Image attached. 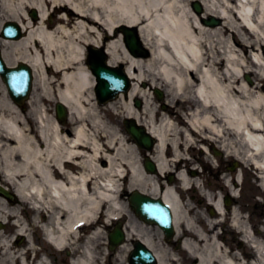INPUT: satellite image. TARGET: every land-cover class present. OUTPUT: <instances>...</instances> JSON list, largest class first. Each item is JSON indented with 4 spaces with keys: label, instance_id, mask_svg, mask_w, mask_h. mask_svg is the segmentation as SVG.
Returning a JSON list of instances; mask_svg holds the SVG:
<instances>
[{
    "label": "bare ground",
    "instance_id": "6f19581e",
    "mask_svg": "<svg viewBox=\"0 0 264 264\" xmlns=\"http://www.w3.org/2000/svg\"><path fill=\"white\" fill-rule=\"evenodd\" d=\"M193 1L0 0L2 18L18 21L26 30L21 39L3 45L10 49L4 50L7 63L31 65L38 84L27 113L20 111L0 84V184L21 200L38 201L46 220L42 229L58 248L76 255L75 264H100L103 259V230L93 231L84 245L79 236V222L94 224L101 210L107 222L119 214L126 217L128 238L144 239L154 248L159 264H179L180 250L155 248L148 226L125 212L119 193L122 179L128 180L129 189L157 194L160 187L173 207L179 236L181 230L188 236L186 252L198 264H264L260 230L254 233L246 220L238 221L240 207H232L231 214L245 241L257 251L251 263L237 251L232 255L225 251L211 233V217L204 212L209 228L197 227L193 202H176L170 183L162 184L159 172L144 170L137 144L119 128L120 117L134 118L157 138L154 158L161 172L174 164L166 150L173 151L172 161L180 165L184 149L202 148L204 153L213 147L236 157L237 164L254 165L264 183V0H198L204 7L202 15L194 10ZM51 7L57 12L56 21H48L54 18ZM31 10L38 12V20L29 15ZM205 16L217 17L221 23L208 25L203 22ZM123 24L140 26L139 34L152 50L148 58L133 55L121 37L113 38L117 34L111 32ZM111 37L101 44L103 38ZM87 46H105L112 65L127 64L133 80L128 93L104 106L97 101ZM248 72H254V77ZM143 82L151 90L163 88L166 99L161 111ZM134 98L144 99L142 108L133 105ZM53 101L68 107V123L51 113L48 102ZM104 110L112 114V120ZM32 116L39 118L38 129L29 124ZM67 161L74 162L70 165L74 173L64 169ZM178 178L180 187L198 182L190 169L180 170ZM207 194L225 212L221 195ZM19 208L1 194L0 221L14 220L16 238L29 236ZM128 238L118 250L120 264H126L124 253L131 250ZM27 246L0 230V264H31L27 258L35 250L31 239ZM48 262L43 258L37 264Z\"/></svg>",
    "mask_w": 264,
    "mask_h": 264
},
{
    "label": "rangeland",
    "instance_id": "374dc122",
    "mask_svg": "<svg viewBox=\"0 0 264 264\" xmlns=\"http://www.w3.org/2000/svg\"><path fill=\"white\" fill-rule=\"evenodd\" d=\"M0 12H1V8H0ZM2 19V20H1ZM0 20H1V22L4 20V18H0ZM9 51V50H8ZM249 74H250V76L251 77H254V72H253V74H252V72H248ZM247 73V74H248ZM245 78H246V76H245ZM1 81V80H0ZM1 84V83H0ZM37 86H38V84H36L35 83V88H37ZM35 90V89H34ZM34 92V91H33ZM54 101L52 102V103H50V108H51V112H53V110H52V108H54ZM120 124V126H123V121H122V119H120V122H119ZM122 128V127H121ZM122 130L124 131V132H126L125 131V129L124 128H122ZM195 153H197L198 155H200V156H202V154H201V152H200V150L199 149H195V151H194ZM220 152H212L211 153V155H214L213 157H212V159H215V156L216 157H218V154H219ZM220 157L221 158H226L225 159V162H226V164L227 165H224L223 167V171L222 172H224L225 173V170H227L229 173H227V174H225V177H230L231 176V174L232 173H234L235 175V177H239V178H242V175H244V179H243V182H242V187H246V185H248L249 187H251L252 189H254V190H258V184H257V182H258V179H257V174H258V170L254 167V166H252V165H250V164H246V167H244V166H241V167H243V171H241V167L240 166H236L235 168H233V166H234V164L232 163V162H238V159L236 158V157H233V156H228L226 153H223V152H221L220 153ZM219 158V157H218ZM211 159V168H213V167H218L219 165H215V166H213V164L214 163H216L215 161H213ZM208 160V159H207ZM240 162V161H239ZM207 163H209V162H207ZM210 164V163H209ZM239 165H241V163H239ZM222 166V165H221ZM238 167V169H236ZM229 168V169H228ZM237 170V171H236ZM231 171V172H230ZM240 172V173H239ZM242 172H244V174L242 173ZM242 174V175H241ZM220 181L218 182V181H216V180H213V183H212V186L216 189L215 191L217 192V193H221L222 191H220L219 190V188H218V185H220V182H221V179H219ZM211 181H212V179H211ZM240 187V184H239V186H238V188ZM245 190V189H244ZM127 204V203H126ZM14 205H17L18 207L20 206V217L22 218V220L24 221L26 218V211L24 212V214H22L23 212H22V210L25 208V207H27V208H29V206L26 204V203H23L22 205L20 204V203H17V204H15L14 203ZM31 212V211H30ZM130 212H131V214L132 215H135L134 213H133V211L130 209ZM32 213H30V215H31ZM35 219H37L38 221H40L41 222V219L40 218H37V217H35ZM43 222V221H42ZM6 232H5V234H6V236H10L11 238H15V234H16V228H14V226H12L10 223L9 224H7L6 225V228L4 229ZM105 236H106V238H105V240L107 241V233L105 232V234H104ZM32 237L34 238L35 237V240H37V239H40V241L42 240V232L39 230L36 234H32ZM23 245H25V243L23 244ZM48 252H49V247H48ZM113 261V263H114V259L112 260ZM54 264H67V263H64V262H62V257H60V259H59V261H57V263H54ZM188 264V263H187Z\"/></svg>",
    "mask_w": 264,
    "mask_h": 264
},
{
    "label": "flooded vegetation",
    "instance_id": "af4514ba",
    "mask_svg": "<svg viewBox=\"0 0 264 264\" xmlns=\"http://www.w3.org/2000/svg\"><path fill=\"white\" fill-rule=\"evenodd\" d=\"M259 200L257 202H248V201H253L250 199H245L241 200L240 204L241 207H243L244 210L248 211V221L252 222L250 223L253 228L256 230H260L259 232V238L261 241H264V192L260 191L259 192ZM249 208L251 209V212L249 211ZM220 213L216 211H212L211 209V220L214 221L215 223L217 221H221L222 217H219ZM224 216L223 221L225 222H220V223H212V226L215 227V229L222 228L225 232L230 229V224H231V208H227V212ZM230 233L235 234L231 230H229ZM226 243H235L239 245V240L237 238L231 237L230 239H224ZM243 257L245 260L249 263L253 262L255 258L257 257L256 254L253 253L252 250L244 249V255Z\"/></svg>",
    "mask_w": 264,
    "mask_h": 264
},
{
    "label": "water",
    "instance_id": "95a60500",
    "mask_svg": "<svg viewBox=\"0 0 264 264\" xmlns=\"http://www.w3.org/2000/svg\"><path fill=\"white\" fill-rule=\"evenodd\" d=\"M217 23V21L215 19H212L211 20V24H215ZM101 76L103 78H109L112 83L115 82L116 86H121L120 83L123 82V78L121 76H119V74L107 69V68H101ZM133 134L139 138V139H142V136H141V133L139 131H137L136 129H133L132 130ZM144 255H146V257L148 258L149 255L147 254L146 250L144 251Z\"/></svg>",
    "mask_w": 264,
    "mask_h": 264
}]
</instances>
